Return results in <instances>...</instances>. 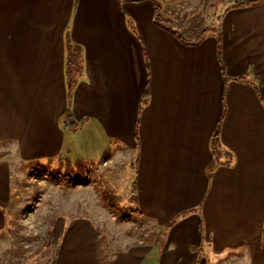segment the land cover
<instances>
[{
  "label": "crops",
  "instance_id": "0c3cea01",
  "mask_svg": "<svg viewBox=\"0 0 264 264\" xmlns=\"http://www.w3.org/2000/svg\"><path fill=\"white\" fill-rule=\"evenodd\" d=\"M234 1L219 49L184 42L151 0H0V207L72 128L136 162V217L158 227L111 250L92 219L59 215L53 264H264V2Z\"/></svg>",
  "mask_w": 264,
  "mask_h": 264
},
{
  "label": "rangeland",
  "instance_id": "374dc122",
  "mask_svg": "<svg viewBox=\"0 0 264 264\" xmlns=\"http://www.w3.org/2000/svg\"><path fill=\"white\" fill-rule=\"evenodd\" d=\"M157 1L159 15L179 31L183 16L189 19L180 33L190 39L204 27L217 25L207 0ZM218 32L211 29L205 38L217 37ZM67 131L68 151L53 161L28 163L15 177L12 203L6 209L0 207L6 216L0 264H52L55 245L49 234L59 215L92 219L108 236L111 250L140 239L146 242L156 233L155 224L136 217L139 207L132 193L136 162L121 157L109 161L113 147L97 154L94 141L82 138L77 143L71 137L72 128Z\"/></svg>",
  "mask_w": 264,
  "mask_h": 264
},
{
  "label": "trees",
  "instance_id": "16d2710c",
  "mask_svg": "<svg viewBox=\"0 0 264 264\" xmlns=\"http://www.w3.org/2000/svg\"><path fill=\"white\" fill-rule=\"evenodd\" d=\"M151 1L153 2V5H154L155 19L158 22H160L163 19V17L159 15V2L157 0H151ZM262 2H264V0H256V1H251V2H244L241 0H236V1L232 2L231 7H243V6H249V5H256V4L262 3ZM207 7L211 8L213 10V16L218 21L220 20V17L225 12L224 0H207ZM181 20L182 21H181L180 31H181V29H183L187 26L188 22H190L189 19L185 18L184 16ZM168 28H170V30H173V32L176 33L180 39H182L184 42H187V43H198V42H200L209 33V31L211 29H215L217 31H220L219 25L218 26L213 25L210 27L206 26L197 33L196 38L193 40V39L186 37L182 33H180L179 29H172V27H168ZM217 40H218V48L220 49L221 48V35L219 34V32L217 34ZM75 69L76 68L72 67V70L70 71V74L72 77L76 73ZM72 84H73V82L71 83V85ZM63 124L65 126L75 125V121L73 119L71 109L67 110L65 117H64V120H63ZM136 213H139L142 215V213L139 210H136Z\"/></svg>",
  "mask_w": 264,
  "mask_h": 264
}]
</instances>
